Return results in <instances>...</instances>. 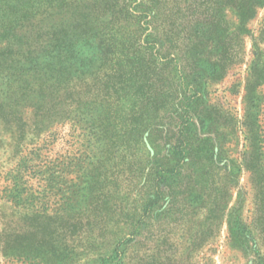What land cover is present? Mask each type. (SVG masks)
<instances>
[{"label":"rangeland","instance_id":"obj_1","mask_svg":"<svg viewBox=\"0 0 264 264\" xmlns=\"http://www.w3.org/2000/svg\"><path fill=\"white\" fill-rule=\"evenodd\" d=\"M0 264H264V0H0Z\"/></svg>","mask_w":264,"mask_h":264}]
</instances>
